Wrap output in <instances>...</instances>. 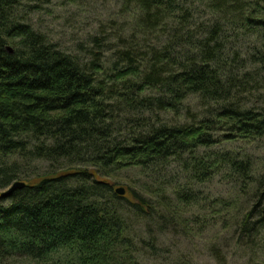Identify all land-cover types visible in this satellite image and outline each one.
Here are the masks:
<instances>
[{"label":"trees","instance_id":"16d2710c","mask_svg":"<svg viewBox=\"0 0 264 264\" xmlns=\"http://www.w3.org/2000/svg\"><path fill=\"white\" fill-rule=\"evenodd\" d=\"M50 4L0 0V264H192L181 244L199 241L216 264H264L247 149L264 145V0H124L72 48L33 24ZM126 170L220 175L237 196L121 197Z\"/></svg>","mask_w":264,"mask_h":264},{"label":"rangeland","instance_id":"374dc122","mask_svg":"<svg viewBox=\"0 0 264 264\" xmlns=\"http://www.w3.org/2000/svg\"><path fill=\"white\" fill-rule=\"evenodd\" d=\"M124 0H52V4L45 7V10L38 15H32L33 24H37L39 28L50 34L56 41L60 42L65 48H72L73 45L79 41L84 40L89 33H94L100 22L108 20V17H114L121 13ZM135 9L131 7L124 13H134ZM114 15V16H112ZM227 145V144H226ZM248 146L244 143L236 142L233 145L214 147L213 151L220 149H231L235 152H243ZM248 151L252 152L257 158L264 157V145L258 143L253 147L247 148ZM258 169V164H257ZM171 175V174H170ZM165 176L159 178L151 177L148 178L139 170H126L119 174V179L116 180L120 187L131 188L134 190L142 188L144 185L152 188L153 190L163 189L168 198V202H176L174 192L183 188L192 187V190L199 194V190L205 194L211 195L213 198L226 197L232 199L237 195L230 189L229 181L221 179L220 175L215 176L212 184L200 186V184L192 183L187 181L186 175L178 173L175 177ZM118 186V187H119ZM207 203L204 205H210ZM197 206L193 207L190 212H197ZM215 209V208H214ZM214 211V210H213ZM213 214V213H212ZM213 215L209 214L207 217L212 218ZM166 241H163L165 245L174 243V240L169 237ZM209 244H213L209 241ZM208 245L207 241H199L198 246L193 248L194 252L190 249V246L184 244L181 246L185 250V254L189 252L193 254L192 264H216L206 253L205 246ZM204 247V248H201ZM192 248V247H191ZM202 252L203 254H199ZM166 254V253H161Z\"/></svg>","mask_w":264,"mask_h":264},{"label":"water","instance_id":"95a60500","mask_svg":"<svg viewBox=\"0 0 264 264\" xmlns=\"http://www.w3.org/2000/svg\"><path fill=\"white\" fill-rule=\"evenodd\" d=\"M10 52L11 49H9ZM26 186L24 182H16L13 184L6 192L2 194V197H9L11 196L16 190L23 189ZM116 194L123 197L126 194V190L123 187H119L116 189Z\"/></svg>","mask_w":264,"mask_h":264}]
</instances>
